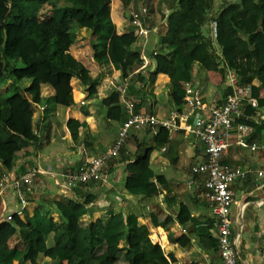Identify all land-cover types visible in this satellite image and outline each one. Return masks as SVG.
Masks as SVG:
<instances>
[{
	"label": "trees",
	"instance_id": "16d2710c",
	"mask_svg": "<svg viewBox=\"0 0 264 264\" xmlns=\"http://www.w3.org/2000/svg\"><path fill=\"white\" fill-rule=\"evenodd\" d=\"M6 1L8 9L0 10V124L26 142L37 141L33 121L36 105L43 101L44 85L52 90L56 105L68 107L74 104L73 78L91 79V93L102 76L114 69L121 71L123 79L136 75L144 84L156 81L158 71L136 72L143 60L140 51L132 47L134 33L116 35L113 0ZM121 1L128 6L132 0ZM164 2L169 12L161 14L167 21V30L160 45L168 51L154 56L170 77L174 105L179 109L184 106V84L193 79L189 62H197L206 71L220 72L224 80L228 69L235 71L240 84L250 85L252 95L258 100L257 107L246 106V114L255 115L264 106V98L260 96L264 86V0H222L218 11H215L216 0H162L161 4ZM140 5L148 7L150 25L157 26L162 19L157 7L151 2ZM214 19L218 22L215 41L209 27ZM83 28L92 32V56L100 67L96 78H91L89 70L70 51L77 32ZM26 77L31 82L23 90L18 88L9 93V87L4 89L6 93L1 92L4 79L17 83ZM256 80L260 85L255 84ZM103 103L111 113L121 104L120 92L114 91ZM237 122L251 127L259 124L245 117ZM69 124H75L72 134L76 139L81 123L73 120ZM153 137V147L136 154L126 165L125 188L132 195L153 197L161 192L151 155L154 147L163 149L170 142V130L160 128ZM249 139L252 141L250 136ZM21 153L16 140L3 141L0 137V177L14 169ZM53 204L61 220L35 209L31 233L26 239L18 237L15 214L13 221L0 222V264H14L19 259L38 264L40 255L52 247L55 248L53 264H119L122 254L124 264H140L144 246L158 244L151 241L150 225L142 224L136 213L112 212L83 226L82 219L88 212L84 201L56 200ZM190 218L188 206L182 203L177 220L185 225ZM150 220L154 227L162 225L154 212ZM208 239L210 247H219L217 238ZM161 256L151 258L146 264H170Z\"/></svg>",
	"mask_w": 264,
	"mask_h": 264
},
{
	"label": "crops",
	"instance_id": "0c3cea01",
	"mask_svg": "<svg viewBox=\"0 0 264 264\" xmlns=\"http://www.w3.org/2000/svg\"><path fill=\"white\" fill-rule=\"evenodd\" d=\"M135 1L136 5L130 3L129 15L125 11L114 12L112 9L115 33L119 36L134 33L138 45L135 46L134 42L132 47L140 53L143 49V53L150 58V65L143 72L146 74L148 71H158L156 81L144 84L136 75L123 79L121 71L114 69L111 74L102 76L94 93H91V79L85 81L73 78L74 104L68 107L56 105L52 90L44 85L43 101L36 105L33 121L34 131L38 132L37 141L26 142L4 124H0L2 140H16L22 148L13 177L24 174L37 164L46 170L35 178L33 193L27 195L28 203L25 205L15 197L11 188L6 189L4 196L0 197V222L9 213L15 214L14 224L18 237L26 239L31 233L30 222L35 209L51 214L56 221H60V214L53 202L80 199L88 208L82 219L83 226L119 211L126 214L136 213L142 224L150 225V237H157L158 244L144 246V252L139 256L140 264H146L151 258H159L161 255V259L170 264H223L219 247H210L208 239L217 238L215 213L208 201L201 196V184L197 182L189 186L188 183L192 166L205 159L204 144L188 129L194 115L189 121L180 120L179 127L170 129V142L165 145V150L154 147L151 166L156 173L155 180L161 188L159 195L135 196L125 188L126 165L135 159L136 154L153 147L154 137L147 129L131 131L120 156L111 160L105 168L107 181L81 183L74 189L65 186L67 174L77 170L84 158L101 155L113 145L122 121L129 116L128 103L133 104L134 112H151L162 118L169 117L172 111L179 109L170 97V77L164 70L165 66L160 65L153 55L155 50L160 54L168 51L167 47L160 45L161 36L167 30V21L165 18L160 20L156 26L157 31L151 33L150 39L144 45L145 38L137 36L135 27L129 25L131 10L141 4L140 1ZM220 5L221 2L215 11H218ZM165 12H169L167 4ZM209 27L211 29V24ZM92 39L91 30L80 29L70 51L89 70L91 78H96L100 67L92 56ZM216 48L221 53L217 44ZM189 66L191 72L194 70L192 83L200 90L206 104L209 107L223 104L230 92V85L226 89L223 87L224 78L221 73L206 71L197 62H189ZM30 69L31 67L27 72ZM229 71L231 69L227 73ZM125 81L128 85L124 93L119 91L121 104L110 113L103 99L118 91V86ZM9 82L11 85L12 80ZM7 84L8 82L3 83L2 91L10 87ZM255 84L260 85V82L256 80ZM260 96L264 98V86L261 87ZM247 105H244L245 111ZM247 115L259 123L252 127V141L264 143V106L257 109L255 115ZM73 120L81 123L76 139L72 134V126L75 124H69ZM235 139L234 133L231 138L232 145L224 161L253 170L264 167V150L253 152L249 148H241L235 144ZM182 180H187L186 188ZM233 188L235 203L231 207L232 231L237 236L241 264H264V177L256 180V174L252 172L248 177L236 180ZM182 203L191 212V218L185 225L177 220ZM153 212L159 216L162 225H152L150 215ZM168 217L171 219L166 221ZM54 253L55 248H49L40 255L38 264H53ZM123 255L119 264H124ZM14 264L27 262L19 259Z\"/></svg>",
	"mask_w": 264,
	"mask_h": 264
},
{
	"label": "built area",
	"instance_id": "2783aa9c",
	"mask_svg": "<svg viewBox=\"0 0 264 264\" xmlns=\"http://www.w3.org/2000/svg\"><path fill=\"white\" fill-rule=\"evenodd\" d=\"M148 7L140 5L133 8L130 13L129 25L135 27L137 36L144 37V45L150 39L151 33L156 32V26L150 25L148 20ZM211 36L218 37V22H211ZM138 43L135 42V46ZM142 65L137 72L144 71L150 65V58L141 49ZM158 52L153 51V55ZM230 92L226 101L221 105L209 107L192 81L185 82L184 109H176L167 118L159 117L151 112H134L133 104L128 103L129 116L119 127L117 138L112 146L108 147L101 155L89 156L82 160L79 168L66 176L65 186L74 189L81 183L107 181L105 168L108 163L119 157L124 149L132 130L147 129L153 136L159 133L160 128L174 129L179 127V121H189L195 116L188 126L189 131L205 146V159L193 165L189 186L199 182L201 196L206 199L217 219V239L223 264H241L237 236L232 231L233 219L231 207L235 203L234 183L239 178H246L252 172L256 180L264 177V167L257 170L245 168L242 165H231L224 161L232 145L231 138L236 134L235 144L241 148H249L253 152L264 150V143L250 141L252 127L247 123H239L238 119L245 117L244 105L258 106V100L252 95L250 85H241L238 75L231 70L227 73ZM128 82L118 86V91L124 93ZM82 103H84L82 101ZM43 108V107H42ZM37 135L38 132L34 131ZM165 150V147H164ZM13 170L4 172L0 177V197H3L7 188H11L15 197L22 203H28V194L33 193L34 180L46 170L39 164L30 167L24 174L13 177ZM14 214L6 216L8 221H13ZM154 244L158 243L157 237H150Z\"/></svg>",
	"mask_w": 264,
	"mask_h": 264
},
{
	"label": "rangeland",
	"instance_id": "374dc122",
	"mask_svg": "<svg viewBox=\"0 0 264 264\" xmlns=\"http://www.w3.org/2000/svg\"><path fill=\"white\" fill-rule=\"evenodd\" d=\"M138 1H140V3L141 4H147V3H149V2H151V3H153L154 5L153 6H155V7H157V13H158V15H159V19H161L162 17H161V14L162 13H164V11H165V9H166V4L167 3H162L161 4V1L162 0H138ZM222 0H216V2L218 3V5H215V6H219V4H220V2H221ZM231 1H233V0H231ZM130 3H134V5H136V1L135 0H132ZM131 5H129V6H125V4L121 1V0H113L112 1V9H113V11L114 12H116V11H125V13H126V15H129V8H131L130 7ZM216 8V7H215ZM8 9V3H7V1L6 0H0V10H3V11H6ZM21 65V64H20ZM193 72V74H194V70L192 71ZM10 80V79H9ZM9 80H7V82H8V84L10 83L9 82ZM11 81V80H10ZM6 82V79H4V81H3V83H5ZM30 82H31V79H29L28 77H26V78H24L23 80H21V81H19V82H17V83H14L13 81H12V83H11V85L9 84V86H10V90L8 91L9 93H12V92H14L16 89H21V90H23L26 86H28L29 84H30ZM3 83L1 84V87H2V85H3ZM7 84V85H8ZM229 86V84H228V82L227 81H225L224 80V82H223V87L226 89L227 87ZM6 91V90H5ZM1 92H3V94L4 93H6V92H4V91H1ZM158 151V150H157ZM164 156H167L166 155V153H162ZM154 166L157 168L158 166L157 165H155L154 164ZM186 167V166H185ZM187 177V176H186ZM182 184L184 185V187L186 188V186H187V180L185 181V180H182Z\"/></svg>",
	"mask_w": 264,
	"mask_h": 264
}]
</instances>
